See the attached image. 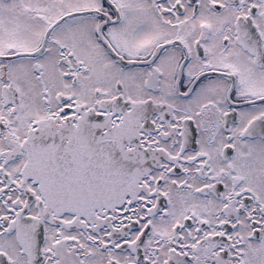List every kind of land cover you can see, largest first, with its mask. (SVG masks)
Wrapping results in <instances>:
<instances>
[{
    "label": "snow or ice",
    "instance_id": "6c2138e0",
    "mask_svg": "<svg viewBox=\"0 0 264 264\" xmlns=\"http://www.w3.org/2000/svg\"><path fill=\"white\" fill-rule=\"evenodd\" d=\"M0 264H264V0H0Z\"/></svg>",
    "mask_w": 264,
    "mask_h": 264
}]
</instances>
